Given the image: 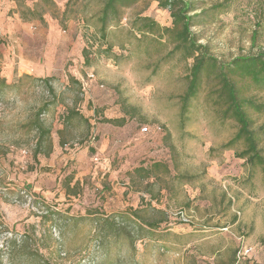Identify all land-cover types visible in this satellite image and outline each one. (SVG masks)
I'll list each match as a JSON object with an SVG mask.
<instances>
[{"label": "rangeland", "instance_id": "obj_1", "mask_svg": "<svg viewBox=\"0 0 264 264\" xmlns=\"http://www.w3.org/2000/svg\"><path fill=\"white\" fill-rule=\"evenodd\" d=\"M193 1L190 14L200 15L191 31L210 55L264 51V0ZM102 6L0 0V219L34 233L50 264H264L263 173L236 156L240 144L220 148L236 125L217 118L205 90L181 116L191 59L161 61L172 46L140 30L143 17L171 26L169 10L125 1L102 26ZM251 94L264 101V91ZM43 105L50 148L35 152ZM71 110L77 116L66 124ZM254 119L263 124L264 114ZM153 160L170 173L152 199L126 171ZM134 209L157 224L146 237L131 245L96 235L105 217L134 234Z\"/></svg>", "mask_w": 264, "mask_h": 264}, {"label": "trees", "instance_id": "obj_2", "mask_svg": "<svg viewBox=\"0 0 264 264\" xmlns=\"http://www.w3.org/2000/svg\"><path fill=\"white\" fill-rule=\"evenodd\" d=\"M125 1L133 0H103L99 20L105 26L109 17L117 13V6ZM162 8H167L171 16V26H160L149 17L141 19L140 30L146 32H160L161 39L172 47L161 61L166 62L174 56L182 60L191 59L186 76V87L180 95V113L184 115L190 108L191 102L205 90L206 102L214 108L217 118L221 121L232 120L236 129L233 135L220 145L221 149H234L241 145L236 156L243 158L249 167H259L264 175V147L260 145L264 137V123L255 125L254 116L264 114V101L258 100L252 91H264V51L254 54L240 55L228 61H219L208 53L206 45L198 43V39L191 31L194 17L200 13L190 14L196 7L193 0H158ZM224 5H213L210 9L222 8ZM205 11V10H204ZM46 110V105L40 107L33 120V127L37 133L35 152L42 147L50 148L49 129L39 120V114ZM77 115L70 111L65 116L68 124ZM110 120V119H109ZM112 121V120H111ZM120 124L122 122H119ZM63 141H61V144ZM168 165L161 160H153L146 165L140 164L126 171L129 184L140 191L151 194L156 198L161 193L162 175L169 174ZM178 181L189 182L191 177L185 174L174 175ZM157 186L156 191L154 187ZM166 187V186H164ZM161 212V209H155ZM137 219L134 223V234L115 218H99L96 221V235L105 238L123 236L133 245L135 238L143 239L157 224L147 221L136 209L132 211ZM119 219L127 217L120 213ZM129 218V217H128ZM7 233L0 243V263L5 264H50L36 243L34 233L18 232L8 228L0 219V233Z\"/></svg>", "mask_w": 264, "mask_h": 264}, {"label": "built area", "instance_id": "obj_3", "mask_svg": "<svg viewBox=\"0 0 264 264\" xmlns=\"http://www.w3.org/2000/svg\"><path fill=\"white\" fill-rule=\"evenodd\" d=\"M143 131H147L148 127L147 126H143L141 128ZM250 248L244 247L243 250L241 251L242 255H247L250 252Z\"/></svg>", "mask_w": 264, "mask_h": 264}]
</instances>
